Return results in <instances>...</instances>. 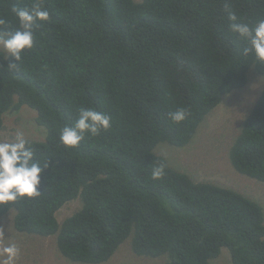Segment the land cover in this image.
Listing matches in <instances>:
<instances>
[{"label":"trees","instance_id":"obj_1","mask_svg":"<svg viewBox=\"0 0 264 264\" xmlns=\"http://www.w3.org/2000/svg\"><path fill=\"white\" fill-rule=\"evenodd\" d=\"M41 3L49 21L34 28L31 49L14 59L0 50V131L23 107L35 112L43 141H30L49 167L41 195L0 206L15 214L18 233L56 236L71 263L103 264L131 236L137 257L163 264H209L226 248L231 264H264V217L256 202L234 190L194 182L153 153L158 143L181 148L203 119L250 74L264 82V64L241 55L244 42L229 29L264 19V0H0V29H16L12 11ZM81 107L112 117V127L86 135L76 148L59 130ZM189 115L173 123L169 113ZM233 169L264 183V86L230 150ZM166 166L155 180L152 169ZM80 207L60 224L57 213Z\"/></svg>","mask_w":264,"mask_h":264},{"label":"rangeland","instance_id":"obj_2","mask_svg":"<svg viewBox=\"0 0 264 264\" xmlns=\"http://www.w3.org/2000/svg\"><path fill=\"white\" fill-rule=\"evenodd\" d=\"M0 50L4 52L2 44ZM263 86L261 77L250 74L244 89L234 90L224 96L221 103L203 119L188 145L177 148L158 143L153 153L162 157L170 168L185 174L194 182L211 183L239 192L260 205L264 217V183L237 173L228 157L243 120L253 107ZM23 108L15 115H6L3 118L0 140L10 138L14 131L20 130L29 141H43L45 129L41 127L42 130L34 123L35 112L27 107ZM80 206L79 201L65 204L57 213L58 223L71 216ZM14 214L15 210L11 209L0 218V233L10 238L20 248L16 264H78L68 262L60 255L56 248L55 235L42 238L14 230L12 227ZM8 242V240L4 241V243ZM164 262L165 256L137 257L131 251L130 236L103 264H163ZM209 264H231L228 250L222 248L218 257L209 261Z\"/></svg>","mask_w":264,"mask_h":264},{"label":"clouds","instance_id":"obj_3","mask_svg":"<svg viewBox=\"0 0 264 264\" xmlns=\"http://www.w3.org/2000/svg\"><path fill=\"white\" fill-rule=\"evenodd\" d=\"M12 11L19 26L14 30L0 29V44L3 45L7 59L15 61L9 63L7 68L18 70L22 53L33 47L35 26L38 22L49 21L51 15L39 2L34 3L31 8L13 7ZM228 19L231 22L230 31L244 42L241 55H252L257 62L264 64V19L250 25L238 22L237 16L232 12H229ZM4 24L5 21L0 19V25ZM188 115V110L181 107L170 112L169 119L173 123H180ZM111 127L112 117L109 114L92 107H81L75 121L59 130V140L66 148H76L86 135L96 137L102 130L108 131ZM48 167V160L41 163L36 159L34 147L25 138L23 131L16 130L10 138L0 140V206L41 195V176ZM165 175V164L153 167V179L159 180ZM5 240L9 242L4 243ZM19 254L18 245L0 233V264H16Z\"/></svg>","mask_w":264,"mask_h":264}]
</instances>
